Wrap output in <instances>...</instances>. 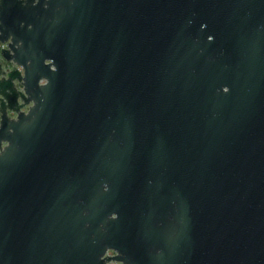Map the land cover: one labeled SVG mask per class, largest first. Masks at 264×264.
<instances>
[{"label": "water", "instance_id": "1", "mask_svg": "<svg viewBox=\"0 0 264 264\" xmlns=\"http://www.w3.org/2000/svg\"><path fill=\"white\" fill-rule=\"evenodd\" d=\"M0 42L8 264H264V0H0Z\"/></svg>", "mask_w": 264, "mask_h": 264}, {"label": "flooded vegetation", "instance_id": "2", "mask_svg": "<svg viewBox=\"0 0 264 264\" xmlns=\"http://www.w3.org/2000/svg\"><path fill=\"white\" fill-rule=\"evenodd\" d=\"M6 42H0V80H6V73L13 68H18L21 72V67L17 66L12 59H7L3 49ZM5 72V73H4ZM14 85L17 89L21 88L20 83L15 79ZM12 115L11 112H8ZM17 219V208L14 205L0 203V261L3 264H8L9 257L11 258L14 248L16 246V239L14 236L15 225ZM27 213L23 212V220L26 222Z\"/></svg>", "mask_w": 264, "mask_h": 264}]
</instances>
